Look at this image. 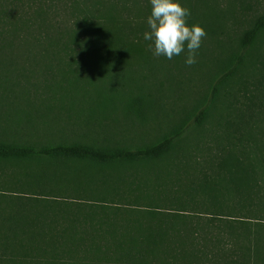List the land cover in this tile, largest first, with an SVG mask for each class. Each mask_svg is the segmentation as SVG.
Returning <instances> with one entry per match:
<instances>
[{
	"label": "trees",
	"instance_id": "16d2710c",
	"mask_svg": "<svg viewBox=\"0 0 264 264\" xmlns=\"http://www.w3.org/2000/svg\"><path fill=\"white\" fill-rule=\"evenodd\" d=\"M192 2L207 35L189 66L149 50V0H0V90L75 107L70 87L94 86L91 103L100 87L147 127L87 140L42 130L41 108L0 119V264H264V218H231L264 207V7ZM21 43L43 73L6 62ZM211 119L218 154L200 134Z\"/></svg>",
	"mask_w": 264,
	"mask_h": 264
},
{
	"label": "rangeland",
	"instance_id": "374dc122",
	"mask_svg": "<svg viewBox=\"0 0 264 264\" xmlns=\"http://www.w3.org/2000/svg\"><path fill=\"white\" fill-rule=\"evenodd\" d=\"M204 2L208 4L207 1ZM201 3H203V0H201V2L200 0H193L191 5H193L195 9L201 10ZM263 7L264 0H253V11H255L256 9H262ZM33 44L34 43L29 46V44L21 43V45L15 48V55H12L9 58L6 55V62L10 63L11 67H13L14 65H20L22 64L21 62H23L26 66L24 71H27V69H36L38 72L41 71V73H43L45 66L50 61L49 59L39 54H37L36 56H34L33 54H29L32 55L30 57L18 55L22 54L23 50L28 47H30L31 49ZM24 59L28 62H25ZM180 63L181 65H186L182 60H180ZM33 74L35 75H32L30 78L32 81L36 80L37 78H41V74ZM70 88L71 91H66L67 94H69L71 97L76 98L74 100H71L75 107L65 106L69 108L68 110L67 108L65 110V107H61L62 104L65 102L53 103L51 101H46L44 105H40L39 99L36 97V94L34 92L35 89L30 94L29 99L26 98V94L21 93L22 90H20L19 88L0 90V119L8 121V125L10 127H16L13 123L19 121L18 119L21 118L19 116L25 115V113H33V109L41 108L40 111L45 114L39 113L36 115V117L44 120L45 122H47L48 120L50 121L49 123H45L44 126H40L42 130L59 132V130H62V128H64L67 132V136H74L73 134L78 133L79 135H82V138L87 140H94L100 138L101 135L118 140L121 138H130L132 135L138 136L141 135L143 132L147 131L146 125H144L139 120L135 121L134 118L128 116L126 112L123 111V106L121 107V105L117 103L115 105L112 100H102V96H100V93H102V88L99 87V101H97V103L89 102V99L93 95H98V92L93 91L94 86H92V89L80 88L73 90V87ZM6 92L7 95L5 96ZM60 92H64V90H60ZM3 96L4 98H2ZM50 105L54 107H47ZM116 107L119 108L117 111L114 109ZM216 122L217 119L208 120L203 129L200 131V134L205 136L204 141H206L207 143V148L204 149V152L212 154H218L220 152L217 143H214L213 140L217 135H224L225 130L223 129V126H218ZM194 135H196V133H193L192 136ZM26 137L35 139L39 138L40 135L32 134L31 136ZM183 154L184 153L182 152L178 153L179 156ZM180 161L181 159L178 158L175 160V168L180 167ZM0 170L8 169L5 166L1 165ZM188 171L191 172L189 176H196L200 173L199 169L194 170L193 168H191ZM182 172H186V170H183ZM98 181H100L99 174ZM234 209L235 211L233 212L234 216L231 217L232 219H241L242 217L246 216V218L249 217L251 219L252 224H255L257 223L256 221L261 220V218H264V207L262 206L260 201L259 203H253L251 205L247 204L246 208H241L239 205H237ZM200 217L208 218L206 216ZM216 231L217 229L211 230L212 233ZM223 239L225 240V238Z\"/></svg>",
	"mask_w": 264,
	"mask_h": 264
},
{
	"label": "clouds",
	"instance_id": "9594fccd",
	"mask_svg": "<svg viewBox=\"0 0 264 264\" xmlns=\"http://www.w3.org/2000/svg\"><path fill=\"white\" fill-rule=\"evenodd\" d=\"M151 12L147 16V30L143 40L154 56L171 60L184 53V63L197 62L198 50L207 32L198 24L188 23L191 11L182 0H149Z\"/></svg>",
	"mask_w": 264,
	"mask_h": 264
}]
</instances>
